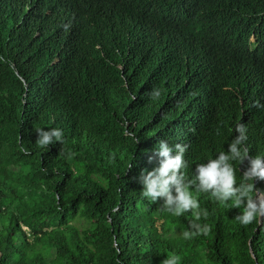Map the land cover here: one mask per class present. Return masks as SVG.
<instances>
[{"label": "trees", "instance_id": "1", "mask_svg": "<svg viewBox=\"0 0 264 264\" xmlns=\"http://www.w3.org/2000/svg\"><path fill=\"white\" fill-rule=\"evenodd\" d=\"M0 264H264V0H0Z\"/></svg>", "mask_w": 264, "mask_h": 264}, {"label": "rangeland", "instance_id": "2", "mask_svg": "<svg viewBox=\"0 0 264 264\" xmlns=\"http://www.w3.org/2000/svg\"><path fill=\"white\" fill-rule=\"evenodd\" d=\"M72 223H74V224L80 226L81 221H72ZM23 228H24V230H25L26 232L28 231V227H27V226H23ZM181 231H182V229L180 228V226H178V227L176 228V232H177V234L180 235V234H181ZM179 237H180V239L182 240L183 237H184V235L181 234Z\"/></svg>", "mask_w": 264, "mask_h": 264}]
</instances>
